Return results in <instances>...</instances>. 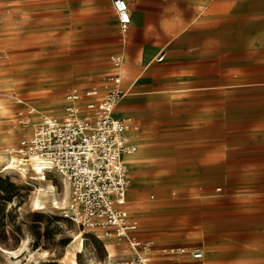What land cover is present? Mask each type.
I'll use <instances>...</instances> for the list:
<instances>
[{"label":"rangeland","instance_id":"374dc122","mask_svg":"<svg viewBox=\"0 0 264 264\" xmlns=\"http://www.w3.org/2000/svg\"><path fill=\"white\" fill-rule=\"evenodd\" d=\"M94 7L95 3L0 0V154L17 157L19 140L12 135L20 136L24 129L31 131L46 115L61 116L70 92L102 86L110 74V54L102 50V13ZM11 93L23 101L14 102ZM249 95L248 103L229 106L236 113H250L251 119L236 114L234 136L216 137L220 172L212 177L215 182L208 183L200 176L206 167L198 169L197 161L187 156L190 152L181 153L186 160L180 164L190 166L180 172L181 179L186 177L188 181L178 186L191 194L157 201L156 213L173 220L164 226H152L153 230L141 229L139 224L142 240L152 241L141 251L161 260L171 247H214L221 254L219 264H264V89L251 90ZM29 105L36 111L30 113ZM225 106L220 105V111L226 110ZM27 117L32 119L29 124L25 122ZM224 123L226 119L220 117V127ZM130 137L137 146L133 130ZM5 161L0 158V166ZM28 171L33 172L30 165ZM47 174L57 190L48 189L37 205L30 175L27 179L18 169L0 172V178H9L16 187L13 193L0 192L1 264H65L69 250L76 253L80 264H86L88 252L103 262L110 255L106 248L110 240L127 247L111 256L135 255L127 239L65 217L70 188L65 208L56 207L52 198L55 193L63 196L64 179L57 172ZM130 191V208L138 219ZM209 216L214 217V224L208 232L200 224ZM81 231L85 232L83 251H79L74 237V232ZM2 246L15 249L17 254L4 251ZM207 253L210 262L211 254Z\"/></svg>","mask_w":264,"mask_h":264},{"label":"crops","instance_id":"0c3cea01","mask_svg":"<svg viewBox=\"0 0 264 264\" xmlns=\"http://www.w3.org/2000/svg\"><path fill=\"white\" fill-rule=\"evenodd\" d=\"M48 2L95 3L102 13V50L120 57L119 65L111 62L110 74L121 76L125 91L115 114L133 118L128 136L134 145L133 130L138 142L127 156V163L132 157L128 192L134 211L148 219L141 229L171 223L154 208L159 200L186 197H172L188 181L181 179L180 172L190 166L180 164L186 160L181 153L190 152L198 169L206 167L200 176L215 182L212 177L220 172L216 137L234 136L236 114L244 120L252 116L229 105L248 103L251 90L264 89V0H127L131 23L126 30L114 0ZM220 117L227 121L221 127ZM128 208L137 223L134 235L143 239L129 199Z\"/></svg>","mask_w":264,"mask_h":264},{"label":"built area","instance_id":"2783aa9c","mask_svg":"<svg viewBox=\"0 0 264 264\" xmlns=\"http://www.w3.org/2000/svg\"><path fill=\"white\" fill-rule=\"evenodd\" d=\"M114 7L123 30L131 23L127 0H114ZM119 65L120 57H110ZM107 83L82 90L75 89L67 96L61 116L46 115L34 124L31 131L24 129L12 135L19 140L15 149L18 164L30 165L33 156L44 161L48 173L57 172L68 181L70 201L63 210L65 217L84 227H96L107 234L127 239L134 249L131 258L109 255L102 264H207L204 248H167L164 259L141 251L152 241L144 242L134 235L137 223L130 217L127 192L129 166L127 156L136 151L128 136L133 118L117 115L115 108L125 91L121 76L111 73ZM12 100L23 99L13 93ZM33 113L36 107L29 105ZM31 118H25L26 124Z\"/></svg>","mask_w":264,"mask_h":264},{"label":"bare ground","instance_id":"6f19581e","mask_svg":"<svg viewBox=\"0 0 264 264\" xmlns=\"http://www.w3.org/2000/svg\"><path fill=\"white\" fill-rule=\"evenodd\" d=\"M0 158L3 160H6L1 166H0V172H11L15 169H18L21 171V174L28 179L30 175V180L32 181V184L36 188L37 195L35 197V204L39 205L41 204L42 200V195L46 194L48 189H53L54 191L57 190L56 185H54L49 179H48V174L47 171L45 170L44 166V161L37 156H33L30 159V169L33 172L28 171V165H21L16 163L15 161L19 160L16 158L14 155H10L8 153H1ZM181 184V183H180ZM186 188L180 189L177 192V197L172 196L173 198H178L182 194H191L190 191L186 190ZM63 196L60 198L57 193L53 195L52 202L56 207L65 208L64 204L67 201V198L69 197V184L67 180H64V190L62 192ZM63 205V206H62ZM214 217H205L203 218L202 224L200 226L203 228L204 231H212L211 228L209 227L210 225L214 224ZM146 218H143L141 215L138 214V220L140 222V226H144L146 223L148 224V219L147 221L145 220ZM165 223V222H164ZM85 232H74V237L75 241H78L77 247L79 251H83L82 248L86 249V243H85ZM4 251L8 253H13L17 254V251L15 249L2 246ZM107 252L110 255H118L120 253H123L126 250V246L122 244L121 242H113V241H108L106 244ZM205 250L207 252H210L211 254V259L208 264H219V259L221 258V254L219 250L216 248H208L205 247ZM88 251V250H87ZM47 255L49 253H46ZM72 255V256H71ZM65 264H80L78 260H76V253H72L70 250L67 252L65 259H64ZM1 264V263H0ZM86 264H102V261L94 257L92 254L87 255V260Z\"/></svg>","mask_w":264,"mask_h":264},{"label":"trees","instance_id":"16d2710c","mask_svg":"<svg viewBox=\"0 0 264 264\" xmlns=\"http://www.w3.org/2000/svg\"><path fill=\"white\" fill-rule=\"evenodd\" d=\"M16 190L15 184L9 178H0V192L13 193Z\"/></svg>","mask_w":264,"mask_h":264}]
</instances>
